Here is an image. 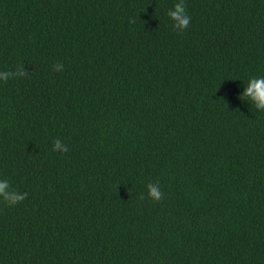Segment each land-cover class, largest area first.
I'll return each instance as SVG.
<instances>
[{
    "label": "trees",
    "instance_id": "obj_1",
    "mask_svg": "<svg viewBox=\"0 0 264 264\" xmlns=\"http://www.w3.org/2000/svg\"><path fill=\"white\" fill-rule=\"evenodd\" d=\"M176 2L0 0V264H264V0Z\"/></svg>",
    "mask_w": 264,
    "mask_h": 264
},
{
    "label": "clouds",
    "instance_id": "obj_2",
    "mask_svg": "<svg viewBox=\"0 0 264 264\" xmlns=\"http://www.w3.org/2000/svg\"><path fill=\"white\" fill-rule=\"evenodd\" d=\"M168 17L172 21V29L176 32H184L188 29L191 23V16L188 14L187 5L184 0H177L173 8L167 12ZM134 22V21H133ZM55 72H63L64 65L56 63L53 65ZM28 72L21 65L15 70L0 71V81L7 83L10 79L27 76ZM241 100L250 101L259 111H264V76L251 77L245 87ZM53 152L61 154L68 152V147L60 140L53 141ZM148 197L156 203H159L164 198V193L161 191L159 182L149 183L147 185ZM28 196L27 192L20 193L11 188L7 180H0V200H3L9 206H16L23 202ZM141 199H144L141 196Z\"/></svg>",
    "mask_w": 264,
    "mask_h": 264
}]
</instances>
